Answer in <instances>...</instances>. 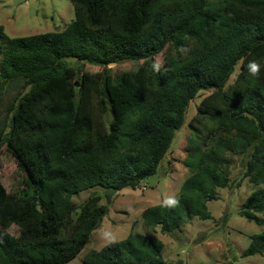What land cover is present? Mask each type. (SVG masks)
I'll return each mask as SVG.
<instances>
[{"label": "trees", "instance_id": "trees-1", "mask_svg": "<svg viewBox=\"0 0 264 264\" xmlns=\"http://www.w3.org/2000/svg\"><path fill=\"white\" fill-rule=\"evenodd\" d=\"M70 1L74 19L62 30L8 37L0 26V94L14 80L28 86L0 128V148L25 174L14 194L0 182V264L72 260L107 212L99 194L80 205L73 195L135 188L155 174L201 90L213 89L189 123L190 174L177 203L149 206L142 220L173 234L191 216L210 219L207 203L229 184V156L240 155L255 188L238 213L263 226L264 0ZM67 58L143 63L113 80L106 72L80 74ZM252 60L261 64L255 76L246 68ZM13 225L17 235L8 232ZM250 238L242 255H262L264 228ZM163 246L132 231L91 250L84 264H178L162 258Z\"/></svg>", "mask_w": 264, "mask_h": 264}, {"label": "rangeland", "instance_id": "rangeland-1", "mask_svg": "<svg viewBox=\"0 0 264 264\" xmlns=\"http://www.w3.org/2000/svg\"><path fill=\"white\" fill-rule=\"evenodd\" d=\"M74 19V8L70 0H0V26L8 37H18L62 30ZM164 54L154 56L162 65ZM69 65L81 67L82 72L96 74L106 72L116 80L126 71L135 70L143 60H123L105 66L81 63L67 58ZM239 65L229 77L226 87L238 73ZM79 82V79H77ZM23 80H14L3 85L0 94V128L6 127L9 106L15 97L27 91ZM213 89L201 90L190 100L182 127L160 162L155 174L144 179L137 187H124L111 196L108 203L101 187H93L73 195L75 205L82 204L90 194H99L100 204L107 205V212L100 224L92 231L83 249L65 264H84V258L91 250H99L108 243L125 238L129 232H141L163 242L161 252L166 262L178 264H264L262 255L243 256L251 240L250 236L263 230L253 221L242 217L238 211L255 186L244 176L245 159L230 155L229 184L217 189L218 199L207 203L210 219L202 220L191 216L173 234H163L159 227H146L141 213L152 205L176 198L181 184L190 174L185 146L191 136L190 121L196 114L201 99ZM110 115L104 120L108 122ZM0 182L8 193L14 194L24 186L25 174L13 158L0 148ZM18 234L17 226L8 229ZM108 237L112 239L109 240Z\"/></svg>", "mask_w": 264, "mask_h": 264}, {"label": "clouds", "instance_id": "clouds-1", "mask_svg": "<svg viewBox=\"0 0 264 264\" xmlns=\"http://www.w3.org/2000/svg\"><path fill=\"white\" fill-rule=\"evenodd\" d=\"M247 71L251 74V75H258L261 71V64L258 63L255 60L249 61L247 66ZM177 203V201L173 198H169L165 201V204L168 206H174ZM109 240H111V237H108Z\"/></svg>", "mask_w": 264, "mask_h": 264}, {"label": "water", "instance_id": "water-1", "mask_svg": "<svg viewBox=\"0 0 264 264\" xmlns=\"http://www.w3.org/2000/svg\"><path fill=\"white\" fill-rule=\"evenodd\" d=\"M76 85H78V82L76 83ZM118 190H117V188H113V189H110V190H106L105 192H104V195H105V198H106V201L109 203L110 202V200H111V196L115 193V192H117Z\"/></svg>", "mask_w": 264, "mask_h": 264}]
</instances>
